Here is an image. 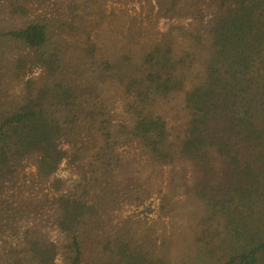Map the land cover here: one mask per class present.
<instances>
[{"label": "trees", "instance_id": "trees-1", "mask_svg": "<svg viewBox=\"0 0 264 264\" xmlns=\"http://www.w3.org/2000/svg\"><path fill=\"white\" fill-rule=\"evenodd\" d=\"M141 2L140 19L99 4L104 40L75 46L68 61L44 52L51 38L41 21L0 33L35 54L17 57L20 101L0 109V212L20 211L35 188L57 235L41 240L28 228L5 242L0 264H170L110 213L139 187L119 176L126 147L158 169L157 191L147 175L138 206L155 192L167 207L161 182L190 181L209 209L194 236L206 254L264 260V0ZM163 18L172 22L161 30ZM33 68L39 75L27 74ZM62 162L75 179L56 175Z\"/></svg>", "mask_w": 264, "mask_h": 264}, {"label": "rangeland", "instance_id": "rangeland-1", "mask_svg": "<svg viewBox=\"0 0 264 264\" xmlns=\"http://www.w3.org/2000/svg\"><path fill=\"white\" fill-rule=\"evenodd\" d=\"M142 2L139 3V0H0V33L18 29L30 21H41L47 26L51 38L44 52L59 50L61 58L68 61V56L74 57L80 52L75 46L82 47L88 40H104L103 29L97 28L96 25L100 15L99 4L104 3V10L107 13L112 8H122L140 19L143 16ZM19 4L28 5L29 8L26 12H15ZM178 20L184 23L188 21L182 18ZM171 22L169 18L160 19L158 28L163 30ZM109 43L105 45L107 51L111 49L114 51L119 45L113 46L111 42ZM66 53H69L67 57L64 56ZM21 55L35 56L30 50L24 49L18 41L0 36V109L3 112L15 109V104L20 101L17 95H20L21 89L14 81L13 71L16 59ZM86 62L89 60L84 57L83 64ZM26 72L29 76H37L40 68ZM72 78L78 80L76 76ZM63 145L67 147L66 144ZM120 150L124 167L120 170L119 176L122 179L127 174L136 178L139 187L133 191L131 202L126 198H119L117 207L110 212L119 214L118 223L120 221L131 236L143 242L150 251L155 250L158 253L162 249L164 257L170 264H225L229 258L228 254L220 253L210 257L206 254L202 243L194 240L200 221L209 216V209L196 197L190 181L178 180L175 183H168L167 178V182L164 180L161 182L164 194L166 192L169 194L167 207H164L161 201L163 194L159 195L155 192L144 205L138 206L133 197L135 194L143 193L141 190L146 188L143 180L147 175H153L148 181L147 188L157 191L159 183L155 174L158 175V169L155 170L157 173L154 171L150 173L152 166L146 163L145 155L138 148L126 147ZM56 175L62 178H76L65 162H62ZM127 190L129 191L128 188ZM43 197L42 191L38 192L37 189L30 187L23 194L20 211L14 209L0 212V253L6 248V241L14 242L18 236H24L28 228L36 231L41 240L57 238L48 203ZM146 207L152 208V211L146 210ZM10 229H14L17 235L11 234ZM15 244L17 243L13 245ZM259 264H264V260H260Z\"/></svg>", "mask_w": 264, "mask_h": 264}]
</instances>
